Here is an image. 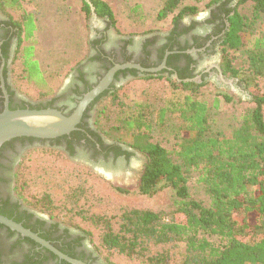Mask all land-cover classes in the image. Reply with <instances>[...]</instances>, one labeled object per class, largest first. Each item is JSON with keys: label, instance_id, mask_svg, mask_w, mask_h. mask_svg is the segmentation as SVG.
<instances>
[{"label": "trees", "instance_id": "16d2710c", "mask_svg": "<svg viewBox=\"0 0 264 264\" xmlns=\"http://www.w3.org/2000/svg\"><path fill=\"white\" fill-rule=\"evenodd\" d=\"M183 1L164 0L157 13V19L163 20L176 12L167 37L169 44L174 45L176 37L200 25L182 24L184 17L197 13L195 6L182 5ZM8 8H19L17 0H0V11L17 30L14 57L20 54L29 83L46 87L38 63L32 59V47L20 49L22 36L29 39L35 30L33 16L22 13L24 16L16 21ZM206 8L209 15L204 24H222L223 34L213 43L219 46L220 71L224 77L237 80L249 97L243 101L216 89L210 102L203 100L198 90L207 85L205 78L193 81L186 67L177 72V79L172 73L138 76L136 71L131 72L133 80L162 79L174 85V91H184L171 104L156 108L136 104L124 108L110 124L106 110L109 104L121 106L118 89L103 94L105 100L101 101V96L96 99L100 104L94 121L99 129L94 133L144 156L135 189L112 190L146 198L168 190L171 199L166 210L123 209L116 228L101 219L98 247L106 252L143 264H172L168 250L158 252L153 248L179 244L181 264H264V92L258 88L259 81L264 82V0H209ZM91 9L96 17L114 25L113 13L105 2L83 3L87 17ZM154 41L152 38L142 44L145 53ZM167 46L158 51L159 59L165 49L173 50ZM178 51L184 49L179 47ZM230 52L246 56L245 71L233 65ZM178 56L170 55L168 65ZM222 104L240 107L238 115L224 120ZM170 114L176 115V122H171ZM156 134H167L172 142L163 137L158 140ZM17 179L18 171L14 181ZM36 201L46 207V199Z\"/></svg>", "mask_w": 264, "mask_h": 264}, {"label": "rangeland", "instance_id": "374dc122", "mask_svg": "<svg viewBox=\"0 0 264 264\" xmlns=\"http://www.w3.org/2000/svg\"><path fill=\"white\" fill-rule=\"evenodd\" d=\"M102 1L110 7L114 25L106 18L96 17L93 9L87 17L83 3L89 0H17L19 8H8L7 12L16 21L24 16L22 13L33 16L35 30L29 39L23 40L22 36L20 49L32 47V59L38 63L46 84V87H37L27 81L20 54H17L13 57L8 70L10 87L34 102L61 94L71 85L78 71L91 66L92 60L97 57L94 51L96 45L109 52L111 48L126 46L130 41L131 48L142 49V44L146 40L155 38L154 43H158L162 36L169 33L172 17L176 15L174 12L163 20L157 19V13L164 0ZM208 1L184 0L182 5L195 6L197 13L184 17L182 24L185 26L192 22L201 24L208 16L206 8ZM1 15L6 17V14L0 11V17ZM229 58L236 68L243 71L247 69L246 56L241 52H230ZM216 60L218 61L219 57ZM224 79L233 82L232 84L221 82L218 75L214 74L207 77V85L198 90V97L210 102L216 89L226 91L243 101L249 97V92L240 86L237 80L226 77ZM174 88V85H169L162 79L127 80L115 89V91L118 89L117 99L121 106L108 105L106 110L109 112L108 123L118 117L124 108L136 104H150L156 108L179 100L184 91H174ZM258 88L264 92V82L259 81ZM239 108L222 104L221 116L224 120L236 117ZM95 112L92 116L93 130L98 128L94 121ZM169 119L172 123L177 121L175 114H170ZM99 124L101 125V122ZM161 137L172 142L171 136L156 134L158 140ZM135 154L137 157L132 158V165L136 167L138 161L144 163V156L140 153ZM79 162H73L67 155L58 151L43 149L26 151L17 170L18 179L14 181L15 196L27 207L49 217L72 235L84 239L93 250L99 264H143L98 247L102 234L100 220H108L110 225L116 228L123 209L139 207L166 210L171 204L170 192L164 190L152 198L118 194L112 187L135 189L142 167L132 175L113 167L93 169L87 167L83 160ZM44 199L47 201L46 207L40 206L42 202H38L40 205H37L36 200ZM153 250L158 252L168 250L172 255V264H181V245H165L154 247Z\"/></svg>", "mask_w": 264, "mask_h": 264}, {"label": "flooded vegetation", "instance_id": "af4514ba", "mask_svg": "<svg viewBox=\"0 0 264 264\" xmlns=\"http://www.w3.org/2000/svg\"><path fill=\"white\" fill-rule=\"evenodd\" d=\"M207 17L200 25L190 30L187 34L176 37L174 45L167 42L168 33L162 36L158 43H154L147 50L148 53H145L141 48L134 50L130 45L114 47L109 52L102 50L99 45H96L94 51L97 57L95 56L96 58L92 60L90 67L77 72L65 92L53 95L43 101L34 102L21 96L9 85L8 70L16 49L17 30L6 17L1 15L0 112L5 108V103H7L9 110L55 109L64 116H70L84 95L97 86L107 72L116 64L131 63L150 69L159 67L165 60V67L153 75L163 72L166 75L172 73V77L175 78V76L177 77V72L186 67L194 77L193 81L200 82L201 77L206 80L212 74L218 75V70H220L219 46H215L213 43L223 34L222 24L220 21H215L214 24L206 25L204 23ZM216 32L219 33L216 34ZM207 37L209 38L206 39ZM198 44L201 47L196 48ZM165 45H170L173 50L165 49L163 57L159 59L158 51L164 48ZM179 47L183 48L184 51H178ZM177 54L181 56L173 58L170 61V65H168V57ZM185 55L189 56L191 60L188 61ZM218 57L219 60L217 61L216 58ZM132 71H136L138 76H142L145 73L136 69L117 71L108 87L87 105L80 122L76 125L75 130H72L69 134L52 139L17 137L6 142L0 148V215L37 235L61 254L84 264H99L96 255L87 242L78 237V235H72V233L66 231L65 228L60 224H56L49 217L27 207L14 194V177L22 162L24 153L33 149L55 150L67 155L73 162L80 163L79 161L83 160L87 167L93 169L96 167L106 169L113 167L134 175L137 169L143 166L141 160L138 161L139 163L136 161L138 163L136 167L132 165V158L137 157L135 154L137 152L94 133L92 123L93 113L99 103V100L96 102V99L101 96L99 98L101 100L105 97L103 94L113 91L129 79H133ZM86 165L84 166L86 167ZM0 264L70 263L60 259L30 238L24 237L0 224Z\"/></svg>", "mask_w": 264, "mask_h": 264}, {"label": "water", "instance_id": "95a60500", "mask_svg": "<svg viewBox=\"0 0 264 264\" xmlns=\"http://www.w3.org/2000/svg\"><path fill=\"white\" fill-rule=\"evenodd\" d=\"M92 11V10H91ZM95 17V15H94ZM165 67V60L157 68H142L139 65L125 63L114 65L104 76V78L95 86L91 91L84 95L79 101L76 109L70 116H64L55 109H18L9 110L7 103L5 108L0 112V148L3 144L17 137H34L40 139H52L65 134H69L72 130H75L76 125L80 122L83 111L87 105L101 94L110 84L113 79V75L123 69H136L147 74H154ZM218 79L221 82L232 84V80L226 81L221 71L218 70ZM175 79L177 77L175 76ZM5 93V92H4ZM0 224L9 228L12 231L19 233L24 237H28L34 242L45 247L52 253H54L60 259L67 261L70 264H84L80 261L71 259L47 242L40 239L37 235L33 234L27 229H24L19 224L12 222L0 215Z\"/></svg>", "mask_w": 264, "mask_h": 264}]
</instances>
